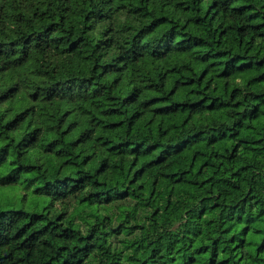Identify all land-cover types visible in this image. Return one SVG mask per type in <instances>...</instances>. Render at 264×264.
<instances>
[{
  "label": "trees",
  "instance_id": "trees-1",
  "mask_svg": "<svg viewBox=\"0 0 264 264\" xmlns=\"http://www.w3.org/2000/svg\"><path fill=\"white\" fill-rule=\"evenodd\" d=\"M0 264H264V0H0Z\"/></svg>",
  "mask_w": 264,
  "mask_h": 264
}]
</instances>
